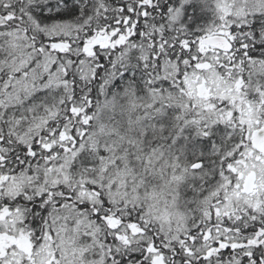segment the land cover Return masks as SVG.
Wrapping results in <instances>:
<instances>
[{
  "label": "snow or ice",
  "instance_id": "obj_1",
  "mask_svg": "<svg viewBox=\"0 0 264 264\" xmlns=\"http://www.w3.org/2000/svg\"><path fill=\"white\" fill-rule=\"evenodd\" d=\"M0 264H264V0H0Z\"/></svg>",
  "mask_w": 264,
  "mask_h": 264
}]
</instances>
